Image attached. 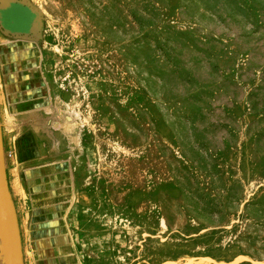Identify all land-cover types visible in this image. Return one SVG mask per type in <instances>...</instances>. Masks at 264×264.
Segmentation results:
<instances>
[{
  "label": "rangeland",
  "instance_id": "374dc122",
  "mask_svg": "<svg viewBox=\"0 0 264 264\" xmlns=\"http://www.w3.org/2000/svg\"><path fill=\"white\" fill-rule=\"evenodd\" d=\"M0 124L24 264H264V0H0Z\"/></svg>",
  "mask_w": 264,
  "mask_h": 264
},
{
  "label": "water",
  "instance_id": "95a60500",
  "mask_svg": "<svg viewBox=\"0 0 264 264\" xmlns=\"http://www.w3.org/2000/svg\"><path fill=\"white\" fill-rule=\"evenodd\" d=\"M36 33L39 25L33 23ZM0 238L5 264H24L22 241L16 207L12 201L3 149L0 124Z\"/></svg>",
  "mask_w": 264,
  "mask_h": 264
}]
</instances>
